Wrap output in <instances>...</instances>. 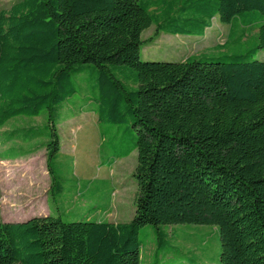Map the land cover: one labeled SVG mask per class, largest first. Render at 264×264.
<instances>
[{"label":"trees","instance_id":"obj_1","mask_svg":"<svg viewBox=\"0 0 264 264\" xmlns=\"http://www.w3.org/2000/svg\"><path fill=\"white\" fill-rule=\"evenodd\" d=\"M214 18L231 23L228 37L239 44L254 31L253 45L180 61L140 58L150 25L156 35L202 36ZM261 49L264 0H16L1 10L0 129L18 116L47 121L22 135L4 130L5 140L46 130L42 147L56 193L58 114L74 106V76L88 68L95 82L85 104H94L101 139L115 153L102 164L136 150L138 194L125 222L51 214L0 221V264H141L146 225L154 236L151 264H160L175 247V224L212 225L218 264H264Z\"/></svg>","mask_w":264,"mask_h":264},{"label":"rangeland","instance_id":"obj_2","mask_svg":"<svg viewBox=\"0 0 264 264\" xmlns=\"http://www.w3.org/2000/svg\"><path fill=\"white\" fill-rule=\"evenodd\" d=\"M16 0H0V11L7 10ZM231 23H222L217 18L205 30L204 35H182L160 32L155 34V26L142 31L143 44L140 48L142 60L180 61L188 56L206 54L218 56L235 53L253 45L250 37H244L242 44L228 37ZM230 43L220 48L227 41ZM255 58L264 61V49ZM83 66L86 64H82ZM78 81L79 92L71 99L73 104H65L58 114L60 150L54 163L60 189L49 191L50 176L46 167V130L30 140L7 139L4 130H16L22 135L27 128L42 129L47 123L44 116H18L9 120L0 129V152L20 153L28 151L14 160H0V221L24 219L30 216L51 214L61 216L65 221L81 219H107L113 222L130 220L134 212L138 188L132 176L137 164V151L128 156L116 158L110 167L102 164L114 155L111 143L103 141L97 123V114L91 109L94 104H85L88 85L95 82L88 68L74 76ZM109 137V133L106 134ZM107 208V210H105ZM177 233L174 249H171L160 264H218L220 245L218 235L212 234V225L175 224ZM139 237L143 244L141 264H151L153 259L154 236L152 226L140 229ZM203 239H206L203 242ZM193 258L194 262L190 261Z\"/></svg>","mask_w":264,"mask_h":264},{"label":"crops","instance_id":"obj_3","mask_svg":"<svg viewBox=\"0 0 264 264\" xmlns=\"http://www.w3.org/2000/svg\"><path fill=\"white\" fill-rule=\"evenodd\" d=\"M4 146H5V144L2 145V148H4ZM14 159H17V158H3V157H0V160H3V161L14 160ZM24 217H25V216H24ZM24 217L21 218V219H18V220L16 219V220H7V221H19V220H23ZM174 228H175V227H171V229H174ZM212 233H213V230H211L210 234H206V236H205L206 239H208ZM206 239H203V242H205Z\"/></svg>","mask_w":264,"mask_h":264}]
</instances>
